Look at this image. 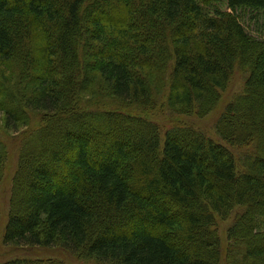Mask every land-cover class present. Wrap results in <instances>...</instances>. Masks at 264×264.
<instances>
[{
	"label": "trees",
	"instance_id": "16d2710c",
	"mask_svg": "<svg viewBox=\"0 0 264 264\" xmlns=\"http://www.w3.org/2000/svg\"><path fill=\"white\" fill-rule=\"evenodd\" d=\"M243 8L264 0H0V114L13 131L36 123L20 133L4 244L93 264H264V38ZM212 113L216 139L180 117Z\"/></svg>",
	"mask_w": 264,
	"mask_h": 264
},
{
	"label": "rangeland",
	"instance_id": "374dc122",
	"mask_svg": "<svg viewBox=\"0 0 264 264\" xmlns=\"http://www.w3.org/2000/svg\"><path fill=\"white\" fill-rule=\"evenodd\" d=\"M103 13H105L104 10H102ZM239 14L241 15L242 23L246 29V31L253 37L261 39L264 38V11L263 10H255L251 8H243L239 11ZM1 65V63H0ZM3 66L8 69V65ZM1 70V68H0ZM242 73L238 70L233 77L232 83H231V90H229L231 93L237 91L240 88V85L242 83ZM84 103L81 101V104ZM91 102L89 103V105ZM94 106V105H93ZM96 106V105H95ZM223 106V105H222ZM92 107V106H91ZM165 109V108H164ZM160 108L154 109L155 117H153V114L150 113V116L160 125L163 127H170L173 125L174 118H172L168 112H160ZM215 114L212 113L211 116L205 117V118H197L195 116L193 117H187V116H180L182 118V122L190 124L196 127L202 128L208 132V134L213 137L217 138L213 132V122L215 118ZM217 117V116H216ZM176 118V117H175ZM178 118L176 120L178 121ZM180 118V119H181ZM175 120V121H176ZM36 123L34 122L31 126H23L17 131L10 130L5 126V116L3 114H0V138L7 142V149L9 153L8 163L5 167V172L3 174L2 183L0 185V212H1V222H0V264L5 262L8 259L14 258V257H31V258H47V257H59L62 260H64L68 264H93V262L84 261L82 258L77 257L76 254L71 253L66 248L55 246V247H45V246H18V247H12L7 246L4 244V231L5 227L7 225L8 220V207H9V200L12 190V179L16 172V165L18 161V144L20 143V133L24 132L25 130H29L34 127ZM3 131L7 134H3ZM148 135V134H147ZM56 139L59 141H64L65 135L64 133H61L60 130H56ZM133 137V136H132ZM0 139V140H1ZM45 141V138H43ZM132 138L131 141H134ZM21 140V139H20ZM126 140H128V137H126ZM42 141V142H43ZM44 146V144H43ZM30 153H33V150L29 151ZM31 153V155H32ZM97 153V152H96ZM92 154H95V151H92ZM68 162V160H66ZM27 177V175H26ZM26 190L23 189L20 192V195H25ZM162 204L165 207H171V201L164 200ZM151 221V220H150ZM231 220L222 221L219 223L218 229L220 231V235L222 237V241L224 243V246L227 245L228 240L226 238V229L228 228L229 223ZM151 225L155 226L154 222ZM171 238L176 240L179 244L182 243V240H180L179 237H173L171 235ZM183 245V244H182Z\"/></svg>",
	"mask_w": 264,
	"mask_h": 264
}]
</instances>
